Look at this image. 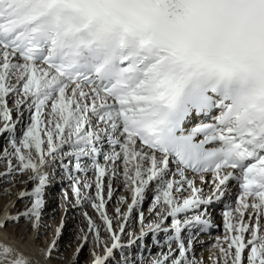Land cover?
I'll list each match as a JSON object with an SVG mask.
<instances>
[{
    "label": "snow or ice",
    "instance_id": "obj_1",
    "mask_svg": "<svg viewBox=\"0 0 264 264\" xmlns=\"http://www.w3.org/2000/svg\"><path fill=\"white\" fill-rule=\"evenodd\" d=\"M85 262L264 264V0H0V264Z\"/></svg>",
    "mask_w": 264,
    "mask_h": 264
},
{
    "label": "rangeland",
    "instance_id": "obj_2",
    "mask_svg": "<svg viewBox=\"0 0 264 264\" xmlns=\"http://www.w3.org/2000/svg\"><path fill=\"white\" fill-rule=\"evenodd\" d=\"M55 205V204H54ZM112 205H110V209H111ZM146 208V206H145ZM59 213H60V209L56 208V205L54 206V208H52V210H48L47 212V216L45 217V221H46V224L49 225V229L51 230L52 228H54L53 224H52V221L57 224L58 223V220H59ZM80 222L79 221H76L74 224H73V227H72V231L70 232V235L66 237V239L64 240V238L62 237L61 239V244H62V247L64 248H67L68 249V252L67 254L70 255L71 253V247L74 245V243L76 242L75 241V236L73 235V233L75 232L77 226H79ZM44 239L46 240L47 237H44ZM214 240V239H213ZM212 240V241H213ZM85 255H87V253H85Z\"/></svg>",
    "mask_w": 264,
    "mask_h": 264
},
{
    "label": "bare ground",
    "instance_id": "obj_3",
    "mask_svg": "<svg viewBox=\"0 0 264 264\" xmlns=\"http://www.w3.org/2000/svg\"><path fill=\"white\" fill-rule=\"evenodd\" d=\"M126 194H127V193H125V195H126ZM54 206H55L54 204H51L49 210H50V209L52 210V208H54ZM112 207H114V205H112ZM112 207H111V209L109 208V212H111ZM145 210H146V208H145ZM47 215H48V214H46V216H47ZM52 224H53L54 227L56 226L55 221H54V222L52 221ZM73 224H74V222L70 219V220L68 221V228H67V230H66V232H65V234H64V236H63L64 240L66 239L67 236L70 235V232L72 231ZM9 231L11 232L12 230L9 229ZM214 238H215V236H213V235H209V236H205V237H203V239H204V241H205L206 244H211V243H212V240H213ZM61 246H62V244H61ZM72 250H73V246L71 247V252H72ZM201 252H202L205 256L208 255V249H201ZM70 255H71V253H70ZM85 264H86V262H85Z\"/></svg>",
    "mask_w": 264,
    "mask_h": 264
}]
</instances>
